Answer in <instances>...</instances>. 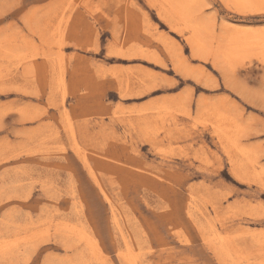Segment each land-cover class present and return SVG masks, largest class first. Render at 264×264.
<instances>
[{"label": "rangeland", "instance_id": "1", "mask_svg": "<svg viewBox=\"0 0 264 264\" xmlns=\"http://www.w3.org/2000/svg\"><path fill=\"white\" fill-rule=\"evenodd\" d=\"M132 258L264 264V0H0V264Z\"/></svg>", "mask_w": 264, "mask_h": 264}, {"label": "bare ground", "instance_id": "2", "mask_svg": "<svg viewBox=\"0 0 264 264\" xmlns=\"http://www.w3.org/2000/svg\"><path fill=\"white\" fill-rule=\"evenodd\" d=\"M231 46H233V45H231ZM237 46V45H236ZM227 56V55H226ZM230 58V57H229ZM232 60V59H231ZM233 62V61H232ZM233 65V64H232ZM61 84V83H60ZM71 122V121H70ZM69 124V123H68ZM69 126H70V124H69ZM213 126V125H212ZM214 127V126H213ZM71 131V130H70ZM73 131V130H72ZM76 136V135H75ZM77 143V142H76ZM158 144V143H157ZM78 145H79V143H78ZM244 149H245V147H243ZM159 149V148H158ZM243 150V149H242ZM247 150V149H246ZM246 154V153H245ZM248 156V155H247ZM88 161V160H87ZM240 161V160H239ZM238 161V162H239ZM239 166V165H238ZM132 168V167H131ZM137 169V168H136ZM132 170H133V168H132ZM138 172V171H137ZM93 174V173H92ZM92 177V176H91ZM94 177V176H93ZM95 181V180H94ZM97 181V180H96ZM125 185V184H124ZM188 193V192H187ZM107 198V197H106ZM191 201V200H190ZM183 212V211H182ZM68 225V224H67ZM211 225V224H210ZM68 228V227H67ZM144 230V229H143ZM214 230V229H213ZM146 232V231H145ZM123 234V233H122ZM124 236V235H123ZM130 238V237H129ZM127 239V238H126ZM128 240V239H127ZM144 240V239H143ZM90 243V245H91V247H92V251H100V249H99V245L97 244V243H95L94 241L92 242V241H90L89 242ZM129 246V245H128ZM138 246V245H137ZM227 248V247H226ZM128 249V248H127ZM130 249H131V247H130ZM138 251V250H137ZM141 251V250H140ZM224 251V250H223ZM129 252H130V250H129ZM225 252V251H224ZM127 254V253H126ZM218 254V253H217ZM138 255V254H137ZM219 255V254H218ZM137 257V256H136ZM223 257H224V255H223ZM96 258H98V261L99 260H101L99 257H98V255H97V253H96ZM128 258V257H127ZM105 260H103V261H101V262H104ZM100 262V261H99ZM129 262L131 263V264H137V262H136V259L135 258H132V259H130L129 260ZM222 264V263H221Z\"/></svg>", "mask_w": 264, "mask_h": 264}]
</instances>
